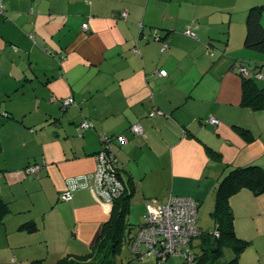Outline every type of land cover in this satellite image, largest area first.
<instances>
[{"label": "crops", "instance_id": "0c3cea01", "mask_svg": "<svg viewBox=\"0 0 264 264\" xmlns=\"http://www.w3.org/2000/svg\"><path fill=\"white\" fill-rule=\"evenodd\" d=\"M0 1V197L11 203L0 227L18 264L66 256L95 264L102 255L114 205L96 200L91 175L104 134L126 138L113 151L134 184L131 235L172 197L194 199L199 212L212 198L216 206L231 170L264 168V110L242 105L235 70L242 62L264 73V56L244 52L247 11L264 0L243 2L236 21L217 16L220 0ZM70 97L75 104L64 109ZM85 121L94 127L79 132ZM138 123L144 134L136 136ZM33 165L40 170L28 174ZM230 206L236 235L248 242L240 264H264V192L242 189ZM28 222L34 232L20 230Z\"/></svg>", "mask_w": 264, "mask_h": 264}, {"label": "trees", "instance_id": "16d2710c", "mask_svg": "<svg viewBox=\"0 0 264 264\" xmlns=\"http://www.w3.org/2000/svg\"><path fill=\"white\" fill-rule=\"evenodd\" d=\"M263 17L264 5H254L248 9L246 16V35L244 39V47L246 49L255 51L262 56H264ZM160 41H162L161 38ZM224 44L226 45L227 41H224ZM209 46H212V44L210 43ZM245 67L248 68L241 62L235 68L236 72L242 77V105L254 111L264 110V86L261 87L259 85L257 82L258 79L255 76H246L239 70V68ZM251 71L254 73L261 72L256 69H251ZM208 153L214 159L220 158L219 153L211 148H208ZM117 165L118 162L116 163L118 178L123 184L125 192L114 202L112 226L109 229L107 228L105 235L102 236V241L107 239V243L102 247V255L95 264H115L114 258L120 252L122 243L130 242L137 233L133 235L128 233L131 224L127 219L130 201L134 192V184L131 180L128 182L124 181ZM242 189H249L256 194L263 193L264 168L256 165L239 167L231 170L222 179L216 190V206L212 213L215 218L216 227L210 233H204L199 228L201 232L199 237L200 253H195L196 260L193 264H240V254L246 249L248 242L239 239L236 235L230 198ZM9 213H11V203L0 197V225L4 224L5 217ZM142 223L138 226V230L142 226ZM36 229V224L32 222L24 223L20 226L21 231L34 232ZM215 232H218L219 236H215ZM228 250L233 252V257L228 262L223 263L225 253ZM132 255L138 258L133 253ZM170 258L171 256L165 259V261L168 262ZM87 260V256H66L60 259L57 264H90ZM161 261L157 259L156 263L160 264ZM34 264H42V262L36 261Z\"/></svg>", "mask_w": 264, "mask_h": 264}, {"label": "built area", "instance_id": "2783aa9c", "mask_svg": "<svg viewBox=\"0 0 264 264\" xmlns=\"http://www.w3.org/2000/svg\"><path fill=\"white\" fill-rule=\"evenodd\" d=\"M0 8L1 1H0ZM127 13H123L126 17ZM87 29V24L83 25ZM187 34L197 37L196 32L189 28ZM154 39L160 41V37L155 34ZM167 48L163 44L162 51ZM246 76L263 78L261 72L254 73L250 68H239ZM159 75L166 77L167 71L160 70ZM62 106L67 108L75 104V99L70 97L62 100ZM156 112H151L154 116ZM212 125H218L219 120L210 119ZM92 122H84L79 127V132L92 129ZM130 132L136 136L144 134L141 124H134L130 127ZM126 141L124 136H111L104 134L101 137L102 149L97 153L96 170L91 178L94 180V192L96 200L103 205L113 206L125 192L124 186L118 178L116 168L117 158L115 157L113 146L116 142L122 144ZM39 165H33L26 171L28 174H36L40 170ZM78 186V184H76ZM76 187V186H75ZM63 201L72 199V189H67L61 194ZM201 235L198 227V205L197 202L189 197H172L165 205L150 210L143 219L142 226L137 231L135 237L130 241L131 252L138 258L154 257L156 260H165L169 256H180L189 264L196 260L195 251L191 246L194 240ZM219 236L218 232L214 233Z\"/></svg>", "mask_w": 264, "mask_h": 264}, {"label": "rangeland", "instance_id": "374dc122", "mask_svg": "<svg viewBox=\"0 0 264 264\" xmlns=\"http://www.w3.org/2000/svg\"><path fill=\"white\" fill-rule=\"evenodd\" d=\"M246 1H248V0H220V1H218L217 7H220L218 9H221L220 11H223V12L218 13L217 16H222V15L226 16L227 15L229 18V16L234 15V21H236L239 17L238 12H239V10H241L240 9L241 5L243 2H246ZM249 1H250L249 3H251V2H254L257 0H249ZM249 3L247 4L246 7H248ZM241 39H242L241 37H240V40L238 38H234V42L237 43V40H239L241 43ZM244 52L248 53V54L255 53V51H251L248 49H245ZM262 74L264 76L263 72H262ZM257 79L260 80L259 85L263 86L264 85V77L263 78H257ZM214 210H215L214 198H212L210 200V203H207L206 205H203V204L200 205L199 212H198V224H199V228H201V230L204 233H210L216 227L215 218L212 215ZM231 210H232V208H231ZM25 215H27V214H25ZM138 219H139V216H137L135 214V212H133L131 218L128 219V221H130L132 223H137V222H135V220H138ZM236 219L237 218L234 215V225L236 224ZM5 236H6V234H5L4 228L0 227V264H18L17 262H15L13 254L10 255V253L8 252L9 249L6 248V237ZM198 240H199V238H198ZM241 240H243V239H241ZM246 249H247V247H246ZM245 250L240 254V256L243 255ZM232 257H233V252L229 251V250L226 251L223 263L228 262L230 259H232ZM171 258H173V259H171ZM171 258H170L171 261L167 262L165 260H162L160 264H189L180 256H173ZM114 260H115V264H157L156 258H154V257H145V258L134 257L130 251L129 244H127V243H122V246L120 248V252L115 256ZM19 264H20V262H19ZM23 264H34V263L24 262Z\"/></svg>", "mask_w": 264, "mask_h": 264}]
</instances>
